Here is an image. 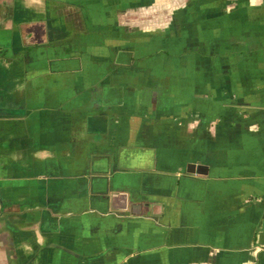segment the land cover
<instances>
[{"label":"crops","instance_id":"obj_1","mask_svg":"<svg viewBox=\"0 0 264 264\" xmlns=\"http://www.w3.org/2000/svg\"><path fill=\"white\" fill-rule=\"evenodd\" d=\"M0 264H264V0H0Z\"/></svg>","mask_w":264,"mask_h":264}]
</instances>
